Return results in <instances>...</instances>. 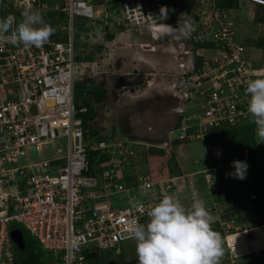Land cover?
<instances>
[{
	"label": "built area",
	"instance_id": "2783aa9c",
	"mask_svg": "<svg viewBox=\"0 0 264 264\" xmlns=\"http://www.w3.org/2000/svg\"><path fill=\"white\" fill-rule=\"evenodd\" d=\"M252 1L264 4V0ZM23 2L32 10L61 13L66 38L49 40L39 48L0 43V264L16 260L12 223L20 224L40 248L57 254V264H92L89 256L95 251L119 254L131 240V223H145L149 206L174 196V178L135 166L132 142L171 151L173 139L184 134L173 137L176 127L168 130V139L149 143L94 139L87 133L76 118L74 103L75 75L80 73L74 59V19H113L118 8L122 18L138 22L154 0L145 7L142 0H105L102 9L91 0ZM0 8L6 18L14 17L11 8L18 7L16 0H0ZM227 29L216 34L221 47L216 62L203 64L195 78L179 77L186 95L202 97L204 114L196 121L194 136L226 130L248 114L245 89L257 71ZM32 148L37 158L31 157ZM46 150L49 155L41 156ZM242 155L247 158L248 150ZM212 158L204 178L217 190L220 178L230 176L235 168L220 148ZM145 185L151 186L146 194ZM133 202L139 206L133 207ZM222 225L230 259L264 264V222L240 227L230 220Z\"/></svg>",
	"mask_w": 264,
	"mask_h": 264
},
{
	"label": "rangeland",
	"instance_id": "374dc122",
	"mask_svg": "<svg viewBox=\"0 0 264 264\" xmlns=\"http://www.w3.org/2000/svg\"><path fill=\"white\" fill-rule=\"evenodd\" d=\"M91 2L99 9L105 0ZM248 5L244 0H154L153 6L147 5L150 6L148 13L133 24L122 18L117 8L113 19L109 16L103 20L76 18L73 25L74 59L80 66L79 75H75L76 118L94 139L134 141L139 137L158 142L163 132L178 127L172 136L183 132L184 137L173 141L171 151L163 152L132 142L134 164L139 171L150 168L165 177L194 172L187 177L192 179L193 185L188 184L186 191L194 194L186 195L187 201L190 197V204L185 207L197 200L194 191L208 195L209 202L199 201L213 217L211 226L222 238V223L227 221L234 220L240 227L264 222V142L258 140L249 114L218 134L194 136L196 121L202 118V102L195 97L187 100V88L180 84L179 77L182 76V80L195 78L202 72V59L219 58L216 52L221 47L214 45V34L224 27L228 28V34L231 32L241 40L247 50L253 51V57L258 58L261 52L260 60L264 59V8ZM162 7L167 9L166 19L160 18ZM21 11L13 12L16 23L22 19ZM223 12L225 14L221 15ZM5 14L0 8V19H4ZM42 16L55 30L49 40H64V18L53 13ZM179 21L191 24L189 37L161 39L156 34L152 37L148 29L149 25L160 26V23L177 27ZM254 46L261 50L254 51ZM179 62L184 66L178 67ZM158 82L161 87L166 84L167 88L160 89ZM243 144H246L244 149ZM216 148L229 159L241 162H244L242 158L246 159L247 168L244 179L230 175L213 191L204 175L212 164L211 155ZM243 150H248L247 158L242 155ZM29 152L32 158L38 157L34 148ZM48 155L49 150L41 152V156ZM12 228L23 229L18 223H12ZM23 235L27 242L25 249L14 247V250L26 253L32 248L35 254L44 255L31 264H57V254L40 249L34 237L24 230ZM135 248L136 241L131 239L123 244L119 254L95 251L93 262L138 264ZM20 261L30 264L28 260ZM220 264L248 263L230 259L224 250Z\"/></svg>",
	"mask_w": 264,
	"mask_h": 264
},
{
	"label": "clouds",
	"instance_id": "9594fccd",
	"mask_svg": "<svg viewBox=\"0 0 264 264\" xmlns=\"http://www.w3.org/2000/svg\"><path fill=\"white\" fill-rule=\"evenodd\" d=\"M149 1L151 0H142L144 7ZM244 1L252 7L264 8V4L255 3L252 0ZM16 6L22 9V19L19 23H16L15 17L11 15L4 19H0V43H10L13 46H19L22 44L25 47H42L49 41L51 35L54 34V28L45 23L42 14L38 10H32L31 5H25L23 0H16ZM148 9H145V14L148 13ZM160 11V18L166 19L167 9L162 7ZM220 14L224 15L225 12ZM130 23L133 24L134 22ZM148 29L152 37L156 34L161 39L164 37H173L179 40L190 36L192 26L187 22L179 21L177 27L160 23V26H158V24L149 25ZM220 31L221 29L214 34V45L216 46H220L216 37V34ZM232 37H235L233 33ZM234 39L240 43L243 47L244 55L252 62V69L257 71V74L253 75L256 77L254 80L248 82L245 89V94L248 97L246 111L250 115L252 123L256 126L255 132L258 140L264 142V59L260 60L262 55L261 52H259V50H261L260 48H257L256 46L253 47L254 51L260 53L258 58L253 57L251 55V52L253 51H249V49L247 50L245 44H243L241 40H238L237 37ZM212 51L216 52V50ZM220 51L221 50L216 53L219 55ZM213 62H216L215 57L213 56L211 59L209 57L202 59V67L203 64L206 65ZM179 64L180 62L177 65L178 67L184 66L183 63ZM157 85L160 89L167 88L166 84H164L163 87H161V83ZM186 96L189 101L193 100L195 97L196 100L201 99L202 102V97L199 93L195 94L189 92ZM202 108L203 112L201 116L204 114L203 104ZM167 134L168 130H166L165 133L163 132V138L161 141L165 140ZM148 142L150 143L152 141L149 140ZM213 163L214 159L212 158V164ZM233 166L235 172L231 175H234L239 179H244L247 168L246 163L233 161ZM149 187L151 186H144L145 194ZM209 188L211 189L210 186ZM173 195L174 196H164L158 203L149 206L146 213L147 220L145 223H139L136 221L131 223V226L128 229L130 233L129 238L136 241L135 252L138 264H220L225 250L224 241L221 234L212 228L211 225L214 222L213 217L205 208L203 202L196 200L193 201L190 206L185 207L175 198V192ZM132 206L137 207L139 205L138 203L133 202ZM239 260L252 264V261L247 259Z\"/></svg>",
	"mask_w": 264,
	"mask_h": 264
},
{
	"label": "crops",
	"instance_id": "0c3cea01",
	"mask_svg": "<svg viewBox=\"0 0 264 264\" xmlns=\"http://www.w3.org/2000/svg\"><path fill=\"white\" fill-rule=\"evenodd\" d=\"M127 138H129V137H127ZM151 139H153V138H151ZM136 140H140V141H147V140H145V139H139V137L136 139ZM148 142V141H147ZM185 164H187L186 162H185ZM189 166V165H188ZM190 174H188L186 171H184L183 173H180V174H178V175H176L175 177H174V181H175V184H176V189H175V198L176 199H178L180 202H181V204L182 205H184V206H187V205H189L190 204V197H189V201H187L188 200V197L186 196L187 194H190V195H192V194H194L192 191H190L189 193L186 191V186L188 185V184H190V185H193V183H192V179L191 180H188L187 179V177L188 176H192L193 174H194V172L193 173H191V172H189ZM195 192V195H197L198 197L196 198L197 200H205L206 202H209V200H207L206 198H209V196L208 195H202V193L200 194L198 191H194ZM189 196V195H188ZM210 199V198H209ZM37 244V243H36ZM38 245V244H37ZM39 247V246H38ZM38 249V248H37ZM40 249H42V248H40ZM43 250V249H42ZM44 251H46V250H44ZM44 257V255L42 254V255H40V254H35V252H33L32 251V248L29 250V251H27L26 253H21V255H20V259H24V260H28L29 262L28 263H32L34 260H39V259H41V258H43ZM27 263V262H26Z\"/></svg>",
	"mask_w": 264,
	"mask_h": 264
},
{
	"label": "trees",
	"instance_id": "16d2710c",
	"mask_svg": "<svg viewBox=\"0 0 264 264\" xmlns=\"http://www.w3.org/2000/svg\"><path fill=\"white\" fill-rule=\"evenodd\" d=\"M19 10H22V9H20V8H11V11L12 12H15V11H19ZM34 11H36V10H34ZM40 12V11H39ZM42 12V14H44V13H53V14H56L58 17H63V15L60 13V14H58V13H55V12H44V11H41ZM40 12V13H41ZM87 88V87H86ZM232 128V127H231ZM222 132V131H221ZM220 133V132H219ZM218 134V133H217ZM161 138V137H160ZM163 138V137H162ZM154 140V139H153ZM175 140H177V139H173V141H175ZM179 140V139H178ZM258 144V143H257ZM259 145V144H258ZM246 147V144H243L242 146H241V148L242 149H244ZM234 148H237V145H235L234 146ZM256 150H257V148H256ZM163 152H166V151H163ZM223 157H224V159H225V161H227V162H233V161H236V160H233V159H229L228 157H226L225 156V154L223 153ZM223 177H221L220 178V180H222L223 181ZM20 250V249H19ZM16 251V250H15ZM20 254L21 253H18L17 251L15 252V255H16V260H15V263L14 264H21L22 263V261H20V260H22V259H20ZM89 258H91V259H93V256H89ZM248 264H250L249 262H247ZM92 264H94V262L92 263Z\"/></svg>",
	"mask_w": 264,
	"mask_h": 264
},
{
	"label": "water",
	"instance_id": "95a60500",
	"mask_svg": "<svg viewBox=\"0 0 264 264\" xmlns=\"http://www.w3.org/2000/svg\"><path fill=\"white\" fill-rule=\"evenodd\" d=\"M10 237L18 249L22 250L25 248L24 235L20 228H12L10 230Z\"/></svg>",
	"mask_w": 264,
	"mask_h": 264
},
{
	"label": "flooded vegetation",
	"instance_id": "af4514ba",
	"mask_svg": "<svg viewBox=\"0 0 264 264\" xmlns=\"http://www.w3.org/2000/svg\"><path fill=\"white\" fill-rule=\"evenodd\" d=\"M25 240V239H24ZM25 242H26V240H25ZM26 244H27V242H26Z\"/></svg>",
	"mask_w": 264,
	"mask_h": 264
}]
</instances>
